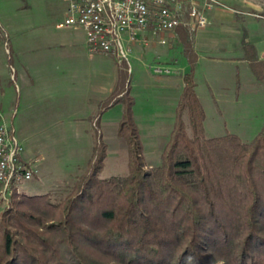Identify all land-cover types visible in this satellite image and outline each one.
Instances as JSON below:
<instances>
[{"label":"trees","instance_id":"16d2710c","mask_svg":"<svg viewBox=\"0 0 264 264\" xmlns=\"http://www.w3.org/2000/svg\"><path fill=\"white\" fill-rule=\"evenodd\" d=\"M196 61L160 164L146 168L124 93L128 174L101 176L102 144L66 196L19 193L0 217V264H264V126L250 142L207 137Z\"/></svg>","mask_w":264,"mask_h":264},{"label":"rangeland","instance_id":"374dc122","mask_svg":"<svg viewBox=\"0 0 264 264\" xmlns=\"http://www.w3.org/2000/svg\"><path fill=\"white\" fill-rule=\"evenodd\" d=\"M214 1L211 8H204L200 0L207 24L208 14L215 7L233 6L241 14L243 11L240 8L244 9L248 14L243 15L253 19L255 22L249 23L256 26L240 29V32L224 28L225 33L218 34L227 36L226 45L233 49L225 56L231 60L216 64L208 60H202L199 65V61L196 63L201 84L199 93L201 91L206 111L205 134L216 137L233 133L243 142H250L264 126V58L260 57L264 52V0ZM67 8L68 0H0V109L23 144L26 157L37 160L38 170L31 180L13 185L10 189L12 192H4L0 186V217L19 193H51L57 198L66 196L87 171L92 158L99 155L102 144L106 145V160L101 176L108 178L128 174L129 148L118 136L119 123L114 122L119 118L120 105L111 110L112 103H118L124 93L132 96L135 104L138 100L141 106L137 110L140 121L137 126L146 168L159 165L176 119L175 109H172L173 98L163 95L170 88L169 79L175 75L184 77L189 71L188 57L196 55V50L202 52V46L209 50L207 53H218V49L213 52V39L196 43L198 32L207 24L194 31L183 28L187 33L184 30L185 34L181 35L177 33L179 29L163 35L152 34L146 47L140 50L141 57L146 59L143 61L146 74H143L138 85L134 75L136 59L131 56L130 68L118 63L114 56L96 53L100 60L103 59L101 55L109 56L105 58L106 61L112 65L116 63L120 74L113 93H106L104 102L100 100L98 115L84 124L76 120L75 100L69 97L67 87L69 79L73 77L70 70L72 61L82 66L79 65L82 60L76 58L78 55L74 52L71 39H77L74 47L82 52H86L88 47L82 30L57 27L64 22ZM205 36H213V30ZM163 39L166 42H162ZM154 41L156 43L152 44ZM244 45L246 47L240 51ZM218 46L222 47L221 44ZM189 48L192 51L190 54L187 52ZM242 56L248 58L249 63L241 61ZM28 63L32 68L28 69ZM159 63L168 67L171 73L156 74L153 65ZM76 69L74 67V73L78 75ZM236 73L240 78L237 88L234 84L238 78ZM174 88L176 99L179 90L176 86ZM155 98L164 103L160 114L156 112L160 109H145V105H142L151 103ZM85 100L81 98L79 102ZM121 113L122 110L120 116ZM83 124L87 126L88 133L82 137L78 134V140H73L75 134L72 130Z\"/></svg>","mask_w":264,"mask_h":264},{"label":"built area","instance_id":"2783aa9c","mask_svg":"<svg viewBox=\"0 0 264 264\" xmlns=\"http://www.w3.org/2000/svg\"><path fill=\"white\" fill-rule=\"evenodd\" d=\"M211 8L214 0H201ZM200 0H68L60 29L82 30L88 51L114 56L131 68L133 46L147 33L165 34L180 28L192 31L207 24ZM162 42H166L165 39ZM156 74L171 73L161 63ZM37 160L26 157L23 144L0 109V186L4 192L38 172ZM18 191V190H17Z\"/></svg>","mask_w":264,"mask_h":264},{"label":"crops","instance_id":"0c3cea01","mask_svg":"<svg viewBox=\"0 0 264 264\" xmlns=\"http://www.w3.org/2000/svg\"><path fill=\"white\" fill-rule=\"evenodd\" d=\"M241 11H243V14H248L245 13V10L240 8ZM240 11H238L235 7L233 6H229L228 8L225 7H215L213 10H211L208 14V24L206 26V28L200 30L198 33V35L196 36V43L200 44L202 41L203 43H205L207 38H210L211 40L213 39V52L214 49H218V53L217 54H211V52L207 53V48L206 46H202L200 48V50L202 52H200L199 50H196V55H197V61L198 65L202 60H208L210 62H213V64L216 63H222V62H226L228 59H232L229 58L227 56H225V53L229 52L232 48V46H229L228 44L226 45V35L222 34V35H218L220 32H224V28L225 29H236L237 32H240V29H245V28H254L256 25L254 23H249L251 21H254L253 19H249L248 17H246L245 15L241 14ZM244 16V17H243ZM248 21V23L246 24L245 21ZM255 22V21H254ZM264 24V21H263ZM233 25V26H232ZM228 27V28H227ZM186 29V28H185ZM183 28H180L178 30L177 33H184L183 31L185 30ZM75 30V29H74ZM213 30V36L210 37H206L205 35L208 33V31ZM185 33H187V31L185 30ZM184 33V34H185ZM225 33V32H224ZM166 34V33H165ZM163 35V34H162ZM152 33H147L145 34L134 46H133V50H132V58L136 59L137 61V65L135 68V79H136V84H140L141 83V77L143 76L144 70H146V67L144 69V63L143 61H146V59L143 57H141V53L140 50L142 51L143 46L146 45V43H148V37H152ZM226 36V37H225ZM182 37V36H181ZM72 40V45L74 49V52L77 53L78 56H76V58H80V60H82V62L79 65L82 66H77L75 65V61H72V65H71V69L72 70V75L73 77L71 79H69L68 82V87H67V92L68 94H70L69 97H71V100H75L74 101V115L76 117V120L80 121V122H84V124L87 123V120H89L90 118H94L95 115H98V111H99V107L98 105H100L99 103L100 100H102L104 102L105 100V95L106 93H108V95L112 94L113 91L115 90L116 86H117V80L119 78V67L116 65V63H114V65H112L110 62L106 61L105 58H110L109 56L106 55H101L103 57V59H99L97 54H91L88 50L86 52H82L79 50V48L74 47V42L77 41V39H71ZM182 41H184V38H181ZM186 41V40H185ZM242 41V40H241ZM256 41V40H255ZM156 42H152V44H155ZM221 44L222 47H219L218 45ZM245 44V43H244ZM146 47V46H145ZM246 47V45H244L242 48H240V51ZM144 49V48H143ZM146 49V48H145ZM154 50V47L152 48ZM152 52V51H151ZM153 53V52H152ZM143 54V53H142ZM150 55H153L150 53ZM147 56V55H146ZM261 58H264V52H262V54H260ZM112 60V59H110ZM241 61L243 62H247L249 63V59L248 58H244L242 56V58H240ZM251 61V60H250ZM196 65V70H195V82H196V91L198 94L199 99L202 102V95H201V91L199 93L200 90V83H199V66ZM28 69L32 68V66L29 65V63L27 64ZM74 67L77 68L76 71L79 72L78 75L75 72L74 73ZM247 71L245 72L246 75ZM238 73H236V80L234 81V84H236V88L239 86L240 84V78L239 76H237ZM244 74V73H243ZM161 77V76H159ZM24 81V80H22ZM223 81V78H221V83ZM170 82V83H169ZM168 83L170 84V88H168L167 90H165V92L163 93V95H169L173 98L174 103H173V107L172 109H175V117H176V107H177V103L179 100V97L183 91V88L185 86V81H184V77L180 75H175L173 77H171L168 81ZM212 83V84H211ZM211 86H213V81L211 80ZM174 86H176L179 90V94L177 96L176 99H174L175 97V93H174ZM19 87V86H18ZM20 89V88H19ZM223 90V88H221ZM213 92V90H211ZM89 94V95H86ZM207 95V94H206ZM83 98L86 99L85 102H79V100ZM79 99V100H78ZM203 104V102H202ZM120 105V106H119ZM143 106L145 105V107L143 108H151L152 109H160L156 112H159L158 114H160L161 112H163V108H164V103L158 99L155 98L151 103H143ZM119 106V118L118 120H115V123H120L121 121V116H120V112L121 110L123 111V105L122 103H117V102H113L111 105V110L115 109V107ZM122 106V108H121ZM204 106V104H203ZM141 107L139 104V101L136 100V104L134 106V115H135V119L137 121L138 126L140 125V121L138 120V113L137 110L138 108ZM205 107V106H204ZM144 109V110H145ZM162 109V110H161ZM143 111V109H142ZM153 111V110H152ZM105 113V112H104ZM108 113V112H106ZM173 113V111H172ZM101 117V116H100ZM98 118V117H96ZM95 118V119H96ZM101 120V118H99V121ZM95 122V120H94ZM145 122L142 121L141 123ZM146 122H148L146 120ZM152 121H149L148 123H150ZM82 125L81 127H77L74 129V131L72 130V133L75 134V139L73 140H78V134L81 135H86L88 132L87 130V126Z\"/></svg>","mask_w":264,"mask_h":264}]
</instances>
